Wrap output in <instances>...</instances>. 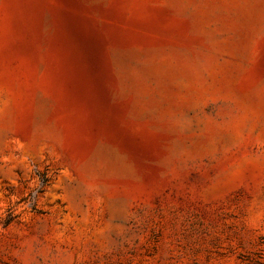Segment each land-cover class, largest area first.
<instances>
[{
  "label": "rangeland",
  "instance_id": "obj_1",
  "mask_svg": "<svg viewBox=\"0 0 264 264\" xmlns=\"http://www.w3.org/2000/svg\"><path fill=\"white\" fill-rule=\"evenodd\" d=\"M0 264H264V0H0Z\"/></svg>",
  "mask_w": 264,
  "mask_h": 264
},
{
  "label": "trees",
  "instance_id": "obj_2",
  "mask_svg": "<svg viewBox=\"0 0 264 264\" xmlns=\"http://www.w3.org/2000/svg\"><path fill=\"white\" fill-rule=\"evenodd\" d=\"M46 181H47V179L45 178V176H44L43 174H41V176H40V183H41V186H43V185L46 183ZM5 221H6V222H9V221H11V218L8 217V218H6Z\"/></svg>",
  "mask_w": 264,
  "mask_h": 264
}]
</instances>
